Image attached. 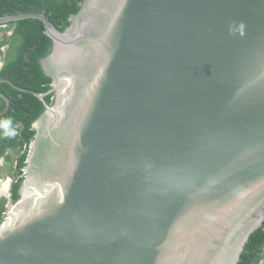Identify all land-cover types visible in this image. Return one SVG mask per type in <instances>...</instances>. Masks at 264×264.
<instances>
[{
	"label": "water",
	"instance_id": "water-1",
	"mask_svg": "<svg viewBox=\"0 0 264 264\" xmlns=\"http://www.w3.org/2000/svg\"><path fill=\"white\" fill-rule=\"evenodd\" d=\"M79 6L62 31L0 16L52 42L49 90L0 78L44 106L0 264H238L264 222V0Z\"/></svg>",
	"mask_w": 264,
	"mask_h": 264
},
{
	"label": "trees",
	"instance_id": "trees-1",
	"mask_svg": "<svg viewBox=\"0 0 264 264\" xmlns=\"http://www.w3.org/2000/svg\"><path fill=\"white\" fill-rule=\"evenodd\" d=\"M82 0H0V16L23 12L43 13L59 30H64L70 23L69 18L75 14ZM12 35H4L0 39V78H7L14 84L38 91L46 92L51 87V77L47 76L39 63L51 50V39L44 33L42 21L36 18H25L5 24ZM8 44L5 51L1 47ZM1 92L9 98V107L0 114V154L5 150H13L5 160L12 162L19 174L10 190V201L17 200L18 189L22 181V171L27 157V149L33 140L35 129L33 122L44 111L43 103L33 94L20 91L7 82H0ZM54 94L46 96L48 104H52ZM5 101L0 97V110ZM10 118L12 128L18 135H5L3 123ZM4 200L0 202V221ZM238 264H264V222L254 230L240 254Z\"/></svg>",
	"mask_w": 264,
	"mask_h": 264
},
{
	"label": "rangeland",
	"instance_id": "rangeland-1",
	"mask_svg": "<svg viewBox=\"0 0 264 264\" xmlns=\"http://www.w3.org/2000/svg\"><path fill=\"white\" fill-rule=\"evenodd\" d=\"M8 33H10V31L6 30L5 25H0V39L4 35H7ZM1 49L2 51H4V46L1 47ZM0 58H1V55H0ZM15 175H16V169L14 168V165L12 162H9V161H5L3 163L0 162V191L3 190L2 187H5L8 182L11 183V180L12 181L14 180Z\"/></svg>",
	"mask_w": 264,
	"mask_h": 264
},
{
	"label": "flooded vegetation",
	"instance_id": "flooded-vegetation-1",
	"mask_svg": "<svg viewBox=\"0 0 264 264\" xmlns=\"http://www.w3.org/2000/svg\"><path fill=\"white\" fill-rule=\"evenodd\" d=\"M10 31V33H8L7 34V36H11L12 35V30H9ZM7 47H8V44H6L5 46H4V51L7 49ZM0 61H1V58H0ZM2 64V62L0 63V65ZM3 109V108H2ZM14 151L13 150H5L4 152H2V154H0V162H5L6 160H5V158H6V155L7 154H12ZM27 154H28V149H27ZM27 158V157H26ZM2 160V161H1ZM23 171H24V169H23ZM19 173V172H18ZM17 172H16V175H15V177H14V180L12 181L11 180V183L10 182H8L7 183V185L5 186V187H2V189L3 190H1L0 191V202L2 201V200H4V209H3V211H2V216H3V218L5 217V215H6V211H7V205H8V203H10L11 201H10V190H11V187H12V185H13V183L16 181V178L18 177V174ZM23 176V175H22Z\"/></svg>",
	"mask_w": 264,
	"mask_h": 264
},
{
	"label": "clouds",
	"instance_id": "clouds-1",
	"mask_svg": "<svg viewBox=\"0 0 264 264\" xmlns=\"http://www.w3.org/2000/svg\"><path fill=\"white\" fill-rule=\"evenodd\" d=\"M3 128L5 129V135L7 136L14 137L18 135V132L12 128V121L10 118L4 121Z\"/></svg>",
	"mask_w": 264,
	"mask_h": 264
},
{
	"label": "built area",
	"instance_id": "built-area-1",
	"mask_svg": "<svg viewBox=\"0 0 264 264\" xmlns=\"http://www.w3.org/2000/svg\"><path fill=\"white\" fill-rule=\"evenodd\" d=\"M23 173V172H22Z\"/></svg>",
	"mask_w": 264,
	"mask_h": 264
}]
</instances>
